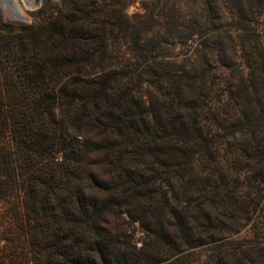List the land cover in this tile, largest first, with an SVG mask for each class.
I'll use <instances>...</instances> for the list:
<instances>
[{"label": "rangeland", "instance_id": "374dc122", "mask_svg": "<svg viewBox=\"0 0 264 264\" xmlns=\"http://www.w3.org/2000/svg\"><path fill=\"white\" fill-rule=\"evenodd\" d=\"M60 1L0 0V35H21L0 53V85L17 65L16 78L24 80L25 71L33 73L34 58L58 50L70 58L78 50L92 56L96 69L109 63L126 67L130 77L143 70L142 92L161 122L151 130L163 137L157 145L161 162H153L148 148L145 156L137 148L109 155L103 139L110 132L89 121V109L73 131L75 152L59 151L56 141L43 151L45 163L78 165L73 188L97 200L93 221L123 254L129 244L162 245L157 230L176 237V244H163V255L183 250L175 264H264V0H83L86 6L77 5L76 16L62 21L64 36L57 39L47 4ZM78 19L85 24L77 25ZM79 28L81 43H73ZM106 48L109 60L103 59ZM45 107L34 112L45 117L40 130L54 136L52 115L60 119L66 106L50 101ZM0 145L14 148L11 132L3 133ZM58 168L60 191L70 182H60ZM126 174L134 177L132 184L117 181ZM17 201L1 198L0 235L19 229L11 214Z\"/></svg>", "mask_w": 264, "mask_h": 264}, {"label": "trees", "instance_id": "16d2710c", "mask_svg": "<svg viewBox=\"0 0 264 264\" xmlns=\"http://www.w3.org/2000/svg\"><path fill=\"white\" fill-rule=\"evenodd\" d=\"M80 4L86 6L83 0L47 4V10L53 15L51 26L57 39L64 36L62 21L76 16ZM68 10L72 13L66 15ZM95 19L92 16L91 21ZM76 24L82 26L85 21L78 19ZM81 31L79 28V32H75L73 43H81ZM100 32L102 40H106L108 33ZM20 36L12 32L0 35V43L3 40L8 43L0 45V53L20 41ZM94 36L95 32L90 38ZM81 54V51H75L70 58L58 50L52 57H36L32 74L28 76L25 71L24 80L17 79L21 72L17 65L16 70L6 73V84L0 85V137L9 131L14 142L13 149L0 145V200L18 196L11 214L19 224L17 230L1 232L0 241L6 243L0 246V264H175L181 259L179 254L183 250L173 252L174 261L168 253L162 254L163 244H176V237L166 231L152 230L155 240L162 242V245L157 244L158 247L148 248L143 244L138 249L129 244L128 255L121 253L112 237L97 225L98 221H93L96 211L100 210L97 200L75 185L73 188V183L79 180L78 165H66L54 159L44 161L46 153L43 151L52 148L56 141H59V151L75 152L79 143L73 131L82 127L81 116L91 109L93 114L89 121L110 132L103 139L109 155L126 148H137L141 149L138 153L145 156L142 149L148 148L153 162H161L157 145L163 137L151 131H158L161 122L155 113H150L142 92L144 71L136 69V76L130 77L126 67L118 69L105 63L96 69L94 57H82ZM124 55L126 52L122 57ZM5 58L11 59V54ZM103 59H110L107 48L103 50ZM1 64L4 62L0 67ZM133 78L136 80L131 86ZM50 101L59 108L66 106L60 119L52 113L54 136L40 130L43 127L40 121L45 117L34 112L35 109L44 110ZM112 164L118 166L117 160ZM57 166L62 172L60 182H70L60 191L56 183ZM46 169L52 174L47 175ZM116 179L123 185L134 182V177L128 174L117 175ZM72 192L76 194L75 199L69 201ZM36 212L40 213L38 217ZM140 220L144 224L143 219ZM78 228L85 231L80 232Z\"/></svg>", "mask_w": 264, "mask_h": 264}]
</instances>
